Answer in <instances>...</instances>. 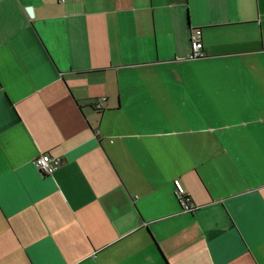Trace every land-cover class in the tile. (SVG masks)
<instances>
[{
  "label": "crops",
  "instance_id": "1",
  "mask_svg": "<svg viewBox=\"0 0 264 264\" xmlns=\"http://www.w3.org/2000/svg\"><path fill=\"white\" fill-rule=\"evenodd\" d=\"M0 264H264V0H0Z\"/></svg>",
  "mask_w": 264,
  "mask_h": 264
},
{
  "label": "built area",
  "instance_id": "2",
  "mask_svg": "<svg viewBox=\"0 0 264 264\" xmlns=\"http://www.w3.org/2000/svg\"><path fill=\"white\" fill-rule=\"evenodd\" d=\"M203 55L202 43L200 40L199 31L191 33L190 36V53L188 58L198 59ZM60 159L56 157H51L48 154H42L34 159V167L42 174L43 176L53 175L58 168L60 167ZM175 198L178 204L181 207V210L184 212H191L195 209L194 204L191 203L190 198L180 189H177L175 192Z\"/></svg>",
  "mask_w": 264,
  "mask_h": 264
},
{
  "label": "water",
  "instance_id": "3",
  "mask_svg": "<svg viewBox=\"0 0 264 264\" xmlns=\"http://www.w3.org/2000/svg\"><path fill=\"white\" fill-rule=\"evenodd\" d=\"M27 13H28V15L30 16V17H32L33 15H32V10L30 9V8H27Z\"/></svg>",
  "mask_w": 264,
  "mask_h": 264
}]
</instances>
